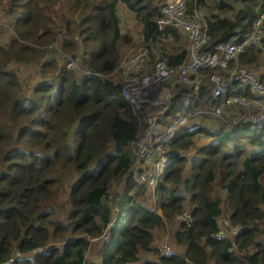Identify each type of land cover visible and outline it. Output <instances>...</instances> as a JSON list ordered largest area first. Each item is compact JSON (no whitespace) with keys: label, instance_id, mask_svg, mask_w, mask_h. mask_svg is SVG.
Wrapping results in <instances>:
<instances>
[{"label":"trees","instance_id":"trees-1","mask_svg":"<svg viewBox=\"0 0 264 264\" xmlns=\"http://www.w3.org/2000/svg\"><path fill=\"white\" fill-rule=\"evenodd\" d=\"M159 2L0 0L13 30L0 45V264L16 250L26 256L49 246V254L13 264H87L88 238H99L110 219L107 191L113 182L123 188L124 202L100 261L91 264H211L210 259L212 264H264V123L213 126L208 135L203 124L195 122L192 132L174 138L167 146L170 164L153 190L161 215L146 206V185L135 180L128 147L139 136L144 114H136L120 98L123 84L110 77L121 48L132 42L121 31L117 7L134 13L146 43L159 46L170 33L173 49L165 57L169 65H178L187 50L177 31L157 32ZM196 5L207 8L203 51L243 41L253 21L264 14V0H189L188 12ZM260 55L250 46L241 64L253 68ZM68 61H78L79 71L69 69ZM234 94L250 96L238 83L228 92ZM174 95L165 116L215 103L202 82L196 93L178 84ZM202 134L213 141L198 146ZM191 151L196 162L186 163ZM187 165L194 170L189 177ZM64 173L74 181L67 225L44 209L53 203L52 184ZM186 204L192 206V225L179 224L174 235L182 255L141 260V253L155 252V231ZM225 208L230 210L231 228L244 229L233 252H228L227 237H217Z\"/></svg>","mask_w":264,"mask_h":264},{"label":"built area","instance_id":"built-area-1","mask_svg":"<svg viewBox=\"0 0 264 264\" xmlns=\"http://www.w3.org/2000/svg\"><path fill=\"white\" fill-rule=\"evenodd\" d=\"M189 0H160L158 16L154 20L157 32L165 34L167 28L183 34L187 39L188 48L186 58L178 65H169L159 60L158 46L156 43H146L140 33L142 50H129L121 57L118 65L111 74L114 76L119 72L121 83V99L133 108L134 112L144 114L146 109H161L160 114L150 115L145 118L143 127L139 128L136 145L133 153L135 165L159 169V164L164 161L165 146L171 140V135L177 125L183 124L191 115H180L173 119L165 113L175 97V88L178 84L188 85L193 93L198 90L199 84L205 79L207 87L213 99L219 100L213 104L205 113L213 118H228L230 114L235 117L232 124L239 121H250L253 123H264V82L259 81L256 75L246 67L240 65V58L246 48L253 46L264 55V14L258 16L252 23L251 32L247 38L240 43H221L210 50L203 51L202 48L208 40L207 34V8L194 6L188 12ZM170 33L163 40H172ZM77 64V63H76ZM79 67V64H77ZM210 70L211 74L204 75V71ZM218 72V73H216ZM119 81V80H117ZM232 83L249 89L251 97H243L238 94L228 95ZM191 94L187 95L185 104L190 103ZM136 113V114H139ZM167 122V125L164 124ZM154 154L157 157H154ZM142 179L147 180L150 186L156 182L155 175L150 172ZM184 224L191 225L189 214L178 216ZM178 218V219H179ZM227 221L221 219L219 223ZM240 231H235L237 233ZM217 237H225L220 231ZM160 241L157 246L161 245ZM160 255L169 252L168 246L157 248ZM48 252L47 248H36L30 255H24L19 250L1 264H13L26 257L34 259Z\"/></svg>","mask_w":264,"mask_h":264},{"label":"rangeland","instance_id":"rangeland-1","mask_svg":"<svg viewBox=\"0 0 264 264\" xmlns=\"http://www.w3.org/2000/svg\"><path fill=\"white\" fill-rule=\"evenodd\" d=\"M55 4V2H54ZM121 6V5H119ZM159 6V4H158ZM2 7L0 6V45L5 44L6 39L9 35L13 34V30L11 29V21L10 18L6 17L3 15L2 12ZM118 10V16L120 18V28L121 31L127 35H129L132 38V42L127 45V46H123L120 50V54L117 57V60H120L121 58V54L133 49L136 51H140L142 50V43H141V37H140V32H141V26L139 24V22L136 20V17L134 15V13L128 11L125 7L119 8L117 7ZM213 13H216L213 12ZM10 27V28H9ZM2 29V30H1ZM177 34H179V43L182 45V48H185V51L188 48V43H187V39L181 35L179 32H177ZM174 43L173 39L171 41L166 40L160 42L159 46H158V52H159V60L166 62L164 59H166L165 57V53L166 52H171L173 48H171L172 44ZM61 62L63 60H60ZM68 68L69 69H75L78 70V61H68ZM77 63V64H76ZM251 72H253L256 76L260 77L261 75L264 76V55H260V60L259 62L256 64V66H253L252 69H248ZM79 71V70H78ZM26 73L25 70H22V74ZM218 73V72H216ZM28 74V73H27ZM26 74V76H28ZM31 74V73H30ZM22 81V86L26 88L27 85V79H25V77L20 78ZM113 79L115 80H119L121 82L120 79V74L119 72H116L113 76ZM33 80V79H32ZM202 84H204L206 86L207 89H209L207 87V83L205 82V79H203ZM209 93L210 90H209ZM146 117H149L150 115H155L157 113L156 109H150L147 108L146 109ZM139 113V112H136ZM145 117V118H146ZM235 116L233 114H230L228 116V118H223L222 119H215L211 116H204L202 117L203 119L199 120L198 118H192L187 120L184 124L181 125H177L175 128V131L172 133L171 138H175L178 135H180L181 133L184 132H192L193 129L195 128L194 123L195 122H201L203 124V128L205 130L206 133H208V135H210L212 133V131L214 130L213 126H224L226 128H228L233 122V118ZM145 118L142 120V124L144 125L145 123ZM165 125H167V122H164ZM141 137V135H139V138ZM213 141V137H209V136H205L204 134L201 135V137L196 141V144L198 146H202L205 145L209 142ZM136 150V145H133L130 147V151L133 153ZM195 151H191L188 154H186L185 156V161L186 163H189L191 161L196 162V154L194 155ZM154 157L156 158L157 155L154 154ZM191 171H193V169H191ZM56 173L54 171L53 177H55ZM190 175V169H189V165H187V172H186V177H189ZM74 185V181L72 179H70V176L68 174H63V176H61V180L58 183L52 184L51 188H52V194L50 195V198H52L51 204H49L48 206H45L44 209L49 211L51 214V218L55 219L57 221H59L61 224L63 225H67L69 222V217H68V213L71 210V204L69 201V194H70V190L72 188V186ZM118 189V190H117ZM118 191L120 193L121 190H123L122 187H120V185H116L115 183H111L108 186V191L109 194L107 195L110 196L111 194H113L115 191ZM153 188L147 187V194L145 191V196L148 197V203L146 204V206H151L152 209L154 210H158L159 208L157 207L156 203H155V197L153 196ZM213 193L216 195L218 194V188L214 187L213 189ZM144 196V195H143ZM220 197H223L222 192L220 193ZM146 201V200H145ZM144 201V202H145ZM188 208V206H187ZM224 213L227 215H230V210L229 208H225ZM225 214H223V218L225 217ZM176 218H179L178 216L174 217L171 221H167L164 224V227L161 228V230L159 231H155L154 236H155V241H154V245L157 241L161 240L162 244L159 246H154L153 249H155V252H151V254H146L144 255L143 253L140 254V259L141 260H148V259H152L155 260L156 256L158 255V250L157 248L160 246H168L169 248H171L173 251H175L176 253L182 255V249L180 247H178L177 245H175L174 242V235L176 230L179 227V221H183L181 218H179L178 220ZM221 229L222 232L229 238L234 239V232L229 230V224H225L224 222H221ZM89 240V244H90V249L87 252L86 255V263L87 264H91V263H97L100 261L101 258V252H102V247L104 244H106L109 240V233L108 232H104V234L99 237V238H88ZM175 255V254H172ZM210 263H213V260L210 259Z\"/></svg>","mask_w":264,"mask_h":264},{"label":"clouds","instance_id":"clouds-1","mask_svg":"<svg viewBox=\"0 0 264 264\" xmlns=\"http://www.w3.org/2000/svg\"><path fill=\"white\" fill-rule=\"evenodd\" d=\"M141 33V35H142V31L140 32ZM247 38V37H246ZM245 40V39H244ZM243 40V41H244ZM243 41H239V42H229V43H240V42H243ZM253 47V46H252ZM255 48V47H254ZM247 49V48H246ZM131 50H133V49H131ZM246 51V50H245ZM245 53V52H244ZM124 55V53L123 54H121V57ZM262 55V54H261ZM242 57V56H241ZM121 59V58H120ZM119 61L120 60H118V63H119ZM118 63H117V65H118ZM240 65L241 66H243L242 64H241V58H240ZM243 67H246L247 69H252V68H249V67H247V66H243ZM211 74V73H210ZM110 77H112L113 78V76L111 75ZM256 78L259 80V81H262V82H264V76H260V77H258V76H256ZM114 81H117V80H115L114 79ZM209 90V89H208ZM249 90V89H248ZM252 96V94L250 93V96H247V97H251ZM212 97V96H211ZM243 97H246V96H243ZM213 99V98H212ZM214 101H215V103L214 104H218L219 103V100H215V99H213ZM184 105L187 107V106H189L190 105V103L188 104V105H186L185 103H184ZM213 105V104H212ZM212 105H210V106H212ZM209 106V107H210ZM209 107H207V108H209ZM207 108H205V109H203V110H200V111H188V112H181V113H179L177 116H172L173 117V119H175V118H178L180 115H185V114H187V115H191L188 119H186V121L187 120H189V119H191V118H197V117H199V116H211L210 114H207V113H205V111L207 110ZM158 114H160L159 112H157L155 115H158ZM212 117V116H211ZM185 121V122H186ZM184 122V123H185ZM242 122V121H241ZM250 122V121H249ZM183 123V124H184ZM238 123H240V121L238 122ZM237 123V124H238ZM253 123V122H252ZM237 124H231L230 126H233V125H237ZM260 124V123H259ZM181 125V124H180ZM225 126V125H224ZM176 128V127H175ZM174 131H175V129H174ZM173 131V132H174ZM184 133H187V132H184ZM182 134V133H181ZM179 136V135H178ZM176 138V137H175ZM174 138H171V140H170V142H169V144L172 142V140H173ZM169 144L167 145V146H169ZM167 146H165V154H164V161L161 163V164H159V169L158 170H155L154 168H149V167H143V165H140V166H138V165H135L134 164V160H133V155H132V152L130 151V147H128V149H129V152H130V154H131V160H132V162H133V165H132V170H133V173L136 175L135 176V180H137L139 183H143V184H145L146 185V188L147 187H150V188H153V190H154V187L156 186V183H157V181H158V178H159V176L162 174V172H164V169L166 168V167H168V165L170 164V160H169V158L167 157ZM94 169H95V167H94ZM139 169H142V170H144V172L142 173V174H137V172H138V170ZM191 169H193L192 167L190 168V175H191V173L194 171H191ZM150 172H152L154 175H155V177H156V182H155V184L153 185V186H150L149 184H148V181L147 180H144V179H142L143 177H146ZM189 175V176H190ZM114 183V182H113ZM118 190V189H117ZM115 191L113 194H111L110 196H108V198H107V200H108V202H109V207H110V219H109V221L105 224V226H104V229H103V231H102V233H101V235H100V237L104 234V232H108L109 233V240H110V238H111V233H112V230L117 226V224H118V216H119V214H120V211H121V207H122V204H123V202H124V196H123V194H122V190L120 191V193L118 192V191ZM153 192V191H152ZM107 193L109 194V191H107ZM153 196H155V193L153 192ZM102 200H105V198L104 199H102ZM187 206H188V208H187ZM185 210L184 211H182V212H180L179 214H176L175 215V217L176 216H179V215H182V214H189L190 215V217H191V225H192V222H193V219H192V206L191 205H189V204H186V206H185ZM152 210H154V209H152ZM158 215H161V210L160 209H158V210H154ZM177 220H178V218H176ZM223 220L224 221H227L228 222V224H229V230H231V231H233V232H235L236 230L237 231H240V232H237V233H234V239H231V238H229V237H227L226 235H225V237H224V239L227 237L229 240H230V249L228 250V252H233V251H235L236 249H237V242H236V239H237V237L239 236V235H241L242 234V232L244 231V229L243 228H239V227H236V228H231V226H230V223H229V216L227 215V214H225V217L223 218ZM179 224H182V226H185V227H190V226H187L186 224H184L182 221H179ZM108 240V241H109ZM161 240H159V241H157L156 243H155V246H157L158 245V243L160 242ZM50 247V246H49ZM49 247H48V252L46 253V254H44V255H47V254H49L50 253V249H49ZM172 254H178V253H176L175 251H173L171 248H169V252L167 253V254H164V255H160L159 253H158V256H163V257H165V256H170V255H172ZM14 255V254H13ZM12 255V256H13ZM178 255H180V254H178ZM11 256V257H12ZM41 256V255H40ZM10 257V258H11ZM24 259H27L26 257H24ZM24 259H22V260H24ZM35 259V258H34ZM34 259H29V260H34ZM17 262V261H16ZM15 263V262H14Z\"/></svg>","mask_w":264,"mask_h":264},{"label":"crops","instance_id":"crops-1","mask_svg":"<svg viewBox=\"0 0 264 264\" xmlns=\"http://www.w3.org/2000/svg\"><path fill=\"white\" fill-rule=\"evenodd\" d=\"M119 8H122L123 6H118Z\"/></svg>","mask_w":264,"mask_h":264}]
</instances>
